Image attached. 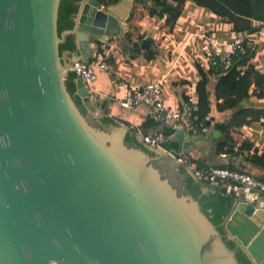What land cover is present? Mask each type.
Masks as SVG:
<instances>
[{
  "label": "water",
  "instance_id": "95a60500",
  "mask_svg": "<svg viewBox=\"0 0 264 264\" xmlns=\"http://www.w3.org/2000/svg\"><path fill=\"white\" fill-rule=\"evenodd\" d=\"M61 2L0 0V264H241L238 251L264 264V194L203 187L235 196L219 228L185 184L200 181L179 159L219 146L214 117L199 134L162 127L181 151L145 145L149 153L127 142L138 128L102 123L113 101L92 99L76 78L83 114L69 91L70 67L90 65L99 44L136 57L151 48L127 38L136 0H81L60 35ZM68 36L76 52L61 54Z\"/></svg>",
  "mask_w": 264,
  "mask_h": 264
},
{
  "label": "trees",
  "instance_id": "16d2710c",
  "mask_svg": "<svg viewBox=\"0 0 264 264\" xmlns=\"http://www.w3.org/2000/svg\"><path fill=\"white\" fill-rule=\"evenodd\" d=\"M80 1L81 0H62L58 23L60 35L64 31L74 28L73 18L78 12V3ZM99 1L102 5L112 6L118 4L121 0ZM169 1H173L176 5H171ZM188 2L204 10L220 22L230 25V31L234 38L258 33L264 26V0H148L147 3L142 0H137V3L142 6L144 12L139 11L138 8L135 7L129 21L130 31L127 35L129 42L132 43L137 40H143L144 36H142L135 27L136 22L142 17L156 18L157 21L163 22L164 26L173 28L181 18L183 6ZM242 19H245L247 25H241L239 20ZM66 51L72 53L76 52L74 36H68L65 43L60 46L61 54ZM112 51L113 48L110 44L106 46L99 44L97 56L91 61L90 65L93 66L99 61H106L114 64L115 61L112 57ZM255 56L256 51L253 46H249V39H247L245 51L242 53L239 52L234 56L233 66L229 71L218 73L205 64H198L197 66L199 81L196 84V92L199 107L198 114L202 128L204 126L206 127V122L213 114L214 110L220 113H228L226 120L222 124V135L219 140L217 151L218 155L226 154L235 156L244 153L246 150L251 151L248 144L237 146L232 134L241 127L258 122L264 117V109L259 108L255 103L252 105L250 102L252 98H256L258 103H264V74L252 65L251 62ZM151 58L152 57L149 59ZM240 67H242V69H240ZM75 79L76 76L70 74L67 83L72 95L75 94L76 91L74 84ZM251 90L253 92H251ZM221 100L223 101L222 104L219 103ZM75 101L82 113L87 114L84 102L78 96H75ZM186 102H188V97L185 103ZM102 123L104 125L120 124L109 116H104ZM127 126L132 127L130 124H127ZM138 129L145 135L150 131H161L159 124L150 117L143 124L138 126ZM138 136L136 132L129 133L127 142L149 152L145 147V141L143 140L140 142ZM162 146L166 150L181 151V146L168 140V138H166ZM180 159L184 162L185 166L195 163L190 157L187 158L184 156ZM248 162L264 171V152L255 151L252 155L249 154ZM212 167H229L230 169H235L231 165ZM181 173L183 175L185 170H181ZM261 178L264 179V176ZM185 184L190 193L200 202L203 211L211 218V221L221 228V224L225 217L228 216L232 210L235 196L222 195L219 192L203 194L202 188L209 186V184L201 181L196 182L191 176L187 175L185 177ZM226 184L233 187L239 186L236 183H224L223 185ZM229 245L234 248L233 243H229ZM237 257L241 264H251L243 252L238 251Z\"/></svg>",
  "mask_w": 264,
  "mask_h": 264
},
{
  "label": "crops",
  "instance_id": "0c3cea01",
  "mask_svg": "<svg viewBox=\"0 0 264 264\" xmlns=\"http://www.w3.org/2000/svg\"><path fill=\"white\" fill-rule=\"evenodd\" d=\"M169 3L171 5L174 4L173 1H169ZM134 7H137L139 11L144 10L137 3V0ZM239 22L242 26L247 25L245 19L239 20ZM135 27L144 36L143 40L150 39L152 41L151 48L141 51L136 57L117 45L118 47H114L112 51L114 64L122 71L125 78L131 82L156 83L162 81L165 101L170 107L175 109L183 107L190 93V86L192 84L196 85L199 81L197 66L198 64H204L202 52V45L205 42L204 37L217 38L223 42H230L236 38L231 34L230 25L213 18L212 15L197 8L191 2L183 6L181 18L173 28L166 27L163 22L150 17H142L136 22ZM179 31L182 32L181 39L171 38L172 35H176ZM162 36L167 37V39ZM195 37L196 39L201 38V42L198 39L193 42ZM248 39L249 46H253L256 51V56L251 63L258 71L264 74V26L258 33L250 34ZM137 41L140 42L142 40ZM163 53H170V55L167 57ZM150 57H152V60L149 59ZM252 90L251 92H253ZM93 91L95 96L100 95L102 98L113 101L114 104L110 107L112 111L110 117L120 124H130L138 127L149 117L152 118L150 108L145 105L139 106L133 111L124 108L119 99L120 92L110 87V80L105 72H97V80L93 84ZM222 102V100L219 101L220 104ZM250 102L252 105L255 103L256 106L264 109V103H258L256 98H252ZM227 114V112L220 113L214 110L210 116V118H215L212 129L215 123H219L222 126ZM188 133L190 132L188 131ZM153 134L154 131L146 133L149 136ZM232 137L237 146L248 144L251 151L246 150L244 153L235 156L218 155V148L215 150L211 142H204L202 146H196L189 156L192 161H195L193 166L198 169H207L212 166L231 165L240 171L249 172L259 178L263 177L264 171L251 165L248 162V156L255 151L264 152V117L258 122L241 127L232 134ZM143 139V136H141L142 141ZM235 158L240 159L238 166H236ZM241 166H244V168Z\"/></svg>",
  "mask_w": 264,
  "mask_h": 264
},
{
  "label": "built area",
  "instance_id": "2783aa9c",
  "mask_svg": "<svg viewBox=\"0 0 264 264\" xmlns=\"http://www.w3.org/2000/svg\"><path fill=\"white\" fill-rule=\"evenodd\" d=\"M174 5L176 4L174 3ZM247 39L248 36H240L230 42H223L217 38L206 37L202 45L204 64L218 73L229 71L233 66L234 56L239 52L245 51ZM98 71L105 72L110 80V87L120 92L119 99L124 108L133 111L139 106H147L150 108L152 118L159 124L160 128L167 126L175 130H185L195 134H199L206 129L205 126L202 128L198 114L199 107L195 84L190 86L188 102L181 109H175L170 107L165 101L162 81L156 83L144 81L131 82L125 78L119 68L106 61H99L93 66H87L83 62H79L72 65L69 69V72L74 74L76 78L83 80L85 86L91 92L93 91V84L97 80ZM91 98H95L94 91L91 94ZM138 134L143 136L140 129H138ZM166 138L162 130L156 131L153 135L148 136L146 145L163 148L162 144ZM179 161L184 165L181 159ZM186 167L192 170L199 181L205 182L210 186L236 183L241 187L255 189L259 193L264 194V179L256 177L249 172L227 167L198 169L193 164L186 165Z\"/></svg>",
  "mask_w": 264,
  "mask_h": 264
},
{
  "label": "rangeland",
  "instance_id": "374dc122",
  "mask_svg": "<svg viewBox=\"0 0 264 264\" xmlns=\"http://www.w3.org/2000/svg\"><path fill=\"white\" fill-rule=\"evenodd\" d=\"M134 9H135V7H134ZM133 12H134V10H133ZM132 17V16H131ZM131 19V18H130ZM209 23H210V21H209ZM203 31H205L204 29H203ZM206 33V32H205ZM164 39H167V37H164V36H162ZM196 37H197V35H196ZM196 37L193 39V42H196V40L198 39V40H200V42H201V38H197L196 39ZM171 38H178V39H181L182 38V32H178L176 35H172L171 36ZM204 38H206V37H204ZM195 40V41H194ZM110 46L112 47V48H114V47H118L117 46V44L112 40L110 43ZM166 53V52H165ZM164 54V53H163ZM170 55V53L169 54H164V56H169ZM122 72V71H121ZM124 125V124H123ZM127 126V125H126ZM145 134H143V138H144V141H145V143L147 144V138H148V136L147 135H145Z\"/></svg>",
  "mask_w": 264,
  "mask_h": 264
},
{
  "label": "bare ground",
  "instance_id": "6f19581e",
  "mask_svg": "<svg viewBox=\"0 0 264 264\" xmlns=\"http://www.w3.org/2000/svg\"><path fill=\"white\" fill-rule=\"evenodd\" d=\"M80 79V78H79ZM82 80V79H81ZM83 81V80H82ZM76 90V89H75ZM93 92V91H92ZM75 93H76V91H75ZM92 94V93H91ZM74 96H76L75 94H73ZM75 99V98H74ZM128 110H130V109H128ZM130 111H132V110H130Z\"/></svg>",
  "mask_w": 264,
  "mask_h": 264
}]
</instances>
